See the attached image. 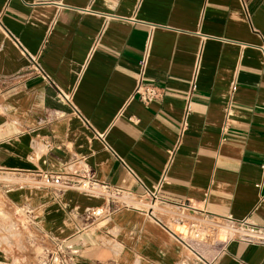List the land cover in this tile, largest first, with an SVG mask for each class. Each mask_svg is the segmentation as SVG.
I'll use <instances>...</instances> for the list:
<instances>
[{"label":"crops","instance_id":"0c3cea01","mask_svg":"<svg viewBox=\"0 0 264 264\" xmlns=\"http://www.w3.org/2000/svg\"><path fill=\"white\" fill-rule=\"evenodd\" d=\"M139 77L163 97L131 98ZM263 158L264 0H0V264L58 247L71 264H264L244 234L183 243L198 215L264 228Z\"/></svg>","mask_w":264,"mask_h":264},{"label":"built area","instance_id":"2783aa9c","mask_svg":"<svg viewBox=\"0 0 264 264\" xmlns=\"http://www.w3.org/2000/svg\"><path fill=\"white\" fill-rule=\"evenodd\" d=\"M36 56L29 55V63L30 67L32 68V72L36 73L37 75H40L42 78L47 79L46 73L42 70V68L38 64V59ZM141 68L143 69L145 64V57L142 58L140 61ZM193 88V87H192ZM234 88V87H233ZM164 95V88L155 84H145L140 80V77L137 79V82L134 86L133 92L131 94V98H136L142 103L148 104L151 101L160 100ZM63 98L69 102V97L65 94H62ZM227 123H225L222 127V132L225 133L227 131ZM43 145L46 150H50L53 146V144L48 141L47 139L43 140ZM261 166L264 167V158L262 159ZM130 171V170H129ZM39 175V181L40 183L45 187H53L54 190L60 191L62 189L66 188H81L83 190H95L98 191L101 195H103L107 200L108 203H112L111 201L116 198H126V194H123L121 189L118 187H111L107 183L104 182H98L97 180L92 179L89 175H84L81 177V179L78 181L76 179H67L64 177L61 173H55L50 171H41L38 173ZM1 177V172H0ZM9 177H6L4 179L5 183L3 187H8V184H12ZM165 180V176L163 175L161 177V181L159 184H161L162 181ZM159 184L153 189L148 190L144 192L147 196L151 199V205L154 206L161 202L162 199L158 195V188ZM127 199V198H126ZM152 206L151 209H149V213L152 214ZM108 212H112L115 208L112 206L108 207ZM87 216H95L99 217L104 214V209L94 208L91 210H88ZM195 219L190 223L189 226V233L185 235V239L183 240V243L185 246L190 247L193 241H199L202 243L206 242V238L209 236H214V234L217 232L219 228H223L221 224L224 222L231 223L232 225L239 224L244 227L245 230L249 231L252 234H258L259 236H246V238H249L253 241H261L264 242V228H259L253 224H250L248 221L244 220L242 222L236 223L234 222L230 216H227L225 219H215L211 217H206L203 215H198L194 217ZM223 245H218L216 250L221 251L223 250ZM210 248L212 250H215L214 247L211 245ZM71 253L68 252V250H63L60 247L56 248L51 252L50 255H48L45 264H71Z\"/></svg>","mask_w":264,"mask_h":264},{"label":"rangeland","instance_id":"374dc122","mask_svg":"<svg viewBox=\"0 0 264 264\" xmlns=\"http://www.w3.org/2000/svg\"><path fill=\"white\" fill-rule=\"evenodd\" d=\"M221 226H223V229H225L226 230V232H224V231H220L221 229H222V227L221 228H219L218 230H219V232H218V237L219 238H223V237H233V236H237V235H240V236H242V233H238V232H236V230L235 229H238V228H240V227H244V226H241V225H239V224H235V225H232L231 223H228V222H224L223 224H221ZM217 230V231H218ZM246 232H247V230H246ZM226 233H228L227 235H225Z\"/></svg>","mask_w":264,"mask_h":264},{"label":"bare ground","instance_id":"6f19581e","mask_svg":"<svg viewBox=\"0 0 264 264\" xmlns=\"http://www.w3.org/2000/svg\"><path fill=\"white\" fill-rule=\"evenodd\" d=\"M235 230H236V232L242 233V234L247 235V236H250V235L259 236L258 234H252L249 231L246 232V230L244 228H238V229H235Z\"/></svg>","mask_w":264,"mask_h":264}]
</instances>
